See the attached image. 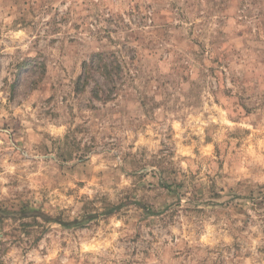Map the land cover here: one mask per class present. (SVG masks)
I'll use <instances>...</instances> for the list:
<instances>
[{
    "label": "rangeland",
    "instance_id": "1",
    "mask_svg": "<svg viewBox=\"0 0 264 264\" xmlns=\"http://www.w3.org/2000/svg\"><path fill=\"white\" fill-rule=\"evenodd\" d=\"M0 264H264V0H0Z\"/></svg>",
    "mask_w": 264,
    "mask_h": 264
},
{
    "label": "trees",
    "instance_id": "2",
    "mask_svg": "<svg viewBox=\"0 0 264 264\" xmlns=\"http://www.w3.org/2000/svg\"><path fill=\"white\" fill-rule=\"evenodd\" d=\"M94 62V59H91L90 60V62L87 64V66H88V70L89 69H91V67H92V63ZM84 65H85V63H84ZM88 73H89V71H88ZM106 213H108V212H106ZM97 215L96 214H94V215H91V216H89V220L90 219H93V218H95ZM77 222H79V221H77V220H75V221H69V222H60V223H62L64 226H73V225H76V223Z\"/></svg>",
    "mask_w": 264,
    "mask_h": 264
}]
</instances>
